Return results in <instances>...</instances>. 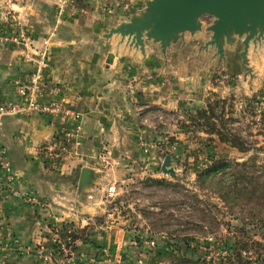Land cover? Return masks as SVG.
I'll return each instance as SVG.
<instances>
[{"label":"crops","instance_id":"1","mask_svg":"<svg viewBox=\"0 0 264 264\" xmlns=\"http://www.w3.org/2000/svg\"><path fill=\"white\" fill-rule=\"evenodd\" d=\"M147 1L137 0L131 16L140 14ZM57 3L17 0L14 9L18 14L7 23L0 0V36L14 32L10 26L18 20L31 40L28 48L0 44V101H17V88L35 70L26 56L35 58L43 41L51 38L44 70L47 90L59 91L67 108L82 116L80 121L70 120L66 125L39 115L10 116L0 121V145L7 149L17 175L14 184L3 185L0 190L5 217L0 228V256L5 264H41V249L48 246L55 227L62 223L67 231L86 228L91 232L90 243L80 244L76 256L66 264H105L98 256L104 249L119 255L134 239L131 233L118 227L93 229L91 212H108L102 197L106 186L123 177L124 182L135 178L166 182L161 175L165 152L174 153L180 145L178 139L191 133L200 135L192 132L195 128L187 114L193 113L192 95L199 92L197 78L201 72L188 64H173L175 54L187 49L194 36L186 34L184 42L166 53L159 45L147 43L142 53L120 36L107 38L112 27L96 16L92 7L87 8L86 15L59 18L54 14ZM212 51L216 55V50ZM110 54L114 60L108 67ZM248 61L251 72L243 75L246 87L249 83L262 85L264 42L250 45ZM251 89L247 88L246 95ZM78 127L84 139L60 152L62 131ZM102 155L110 161L103 174ZM173 166L176 171L174 160ZM85 167L99 175L80 197L75 176ZM89 195L92 202L87 199Z\"/></svg>","mask_w":264,"mask_h":264},{"label":"rangeland","instance_id":"2","mask_svg":"<svg viewBox=\"0 0 264 264\" xmlns=\"http://www.w3.org/2000/svg\"><path fill=\"white\" fill-rule=\"evenodd\" d=\"M8 1L3 0L1 6L6 21L10 20L8 11L12 10L13 15L18 14L10 8L15 7L17 0L11 4ZM56 1V17L77 18L78 15H86L87 8L92 7L96 16H101L102 21L113 28L129 21L137 0ZM213 20L205 16L202 19L204 28ZM193 38L187 49L175 54L173 61L175 65L188 64L192 70L201 72L200 78H197L199 92L192 95L195 103L190 111L206 109L209 103H219L220 109L216 114L223 119L220 121L216 118L212 122L217 125V130L235 140V146L216 135H207L206 128L193 129L192 132L198 131L200 135L191 133L182 140L178 139L179 147L174 153L171 152L178 171L177 179L161 174L166 178L161 185L151 180L140 182L136 178L124 182V177L110 182L107 190L111 184H115L118 195L108 198L107 190L104 191L102 197L108 212H91L94 214L93 229L106 231L109 227L124 228L134 239L119 255L109 249L99 252L98 256L105 260V264H182L184 260L179 257L180 254L173 255L176 246H182L187 259L200 260L204 264H264V82L260 86L249 83L246 87L243 78L246 70L242 67L240 54L243 51L241 40L234 46H226L225 58L220 59L214 55L212 48L205 49L210 34L201 32ZM250 86L253 90L246 95ZM196 104L198 108L194 109ZM191 114H187V117ZM201 123L203 125V121ZM210 138L215 139L211 145L216 147L220 156H227L238 163L251 160L253 164L249 173L259 178L256 180L260 186L259 193L241 196L232 206H227L207 186H196L197 177L190 165L195 162L194 156L197 154V166L205 167L206 158L199 153L203 145L199 142L202 140L206 143ZM186 143L189 144L188 148L184 146ZM211 153L214 151L211 150ZM101 167L100 173L103 174L108 168ZM75 179L78 182V177L75 176ZM55 228L66 231L64 234L61 232L64 237H68V232L77 236L80 230L85 229L67 231L65 223ZM100 231L97 233L101 234ZM166 239H172L171 244ZM147 242H154V247L147 246ZM80 244L84 243L72 239L71 243H67V252L59 255L60 251L55 253L54 245L48 243L39 254L41 264H44L42 256L48 252L59 259H70L56 264L71 262Z\"/></svg>","mask_w":264,"mask_h":264},{"label":"water","instance_id":"3","mask_svg":"<svg viewBox=\"0 0 264 264\" xmlns=\"http://www.w3.org/2000/svg\"><path fill=\"white\" fill-rule=\"evenodd\" d=\"M205 16L214 19L207 28L202 22ZM201 32L210 34L205 49H215L220 59L225 58L226 46H234L241 40L242 67L250 73V45L264 42V0H149L140 14L111 28L106 37L120 36L142 53L147 43L159 45L166 53L184 42L186 34L195 36ZM113 60L114 55L110 54L106 62L108 67ZM161 172L164 176H176L173 154L165 156ZM98 175L92 168L80 170L77 182L80 197L94 185Z\"/></svg>","mask_w":264,"mask_h":264},{"label":"built area","instance_id":"4","mask_svg":"<svg viewBox=\"0 0 264 264\" xmlns=\"http://www.w3.org/2000/svg\"><path fill=\"white\" fill-rule=\"evenodd\" d=\"M14 0H9L8 4H11ZM11 9L12 6H10ZM12 11V10H11ZM8 11V19L14 20V15ZM13 15V16H12ZM14 32L6 33L0 36V44L3 46H12V45H21L26 48L31 46V40L26 36V33L21 28V23L18 20L12 22V26ZM51 50V38L45 39L42 43V47L37 50L36 54H34L35 58H31L26 56V60L31 63L35 70L28 77L26 81L21 83L17 88V101L13 102H1L0 101V121L4 117L10 116H48L52 119V122L55 124L66 125L68 121L75 120L80 121L82 116L79 114L72 113L66 106L64 98H59V91L47 90V79L44 74V70L47 67V62L50 56ZM64 143L60 145L58 150L60 152H66L68 147L72 144H77L79 140L84 139L82 134L81 127L76 128L75 130H69L65 128L63 131ZM101 163L103 167H108L110 165L108 158L105 155H102ZM0 190L3 185H11L16 182L17 175L13 170L12 163L10 161V157L8 151L5 147L0 145ZM118 194H116V186L115 184H111L107 190L108 198H115ZM88 201H93V196L89 195L87 197ZM4 202L0 198V228L5 223L4 217ZM62 230L56 229L54 235L50 243L54 246L58 247L60 252H67V243H71V237H64L61 234ZM63 233V232H62ZM72 233V232H69ZM64 234V233H63ZM61 236V237H60ZM147 246L154 247V242H147ZM42 248L41 250H44ZM46 253V255L42 256L44 264H56V263H64V261H69L70 259H59L58 256L55 257L53 254ZM57 253V252H55ZM60 255V253H59ZM63 260V261H62ZM5 259L0 256V264H5Z\"/></svg>","mask_w":264,"mask_h":264},{"label":"trees","instance_id":"5","mask_svg":"<svg viewBox=\"0 0 264 264\" xmlns=\"http://www.w3.org/2000/svg\"><path fill=\"white\" fill-rule=\"evenodd\" d=\"M218 109H220V104L216 102L213 104L209 103L206 109L196 110L189 117L191 127H194L195 131L198 129L206 128L207 132L205 133L207 135L211 137H214V135H216L222 141L228 142L232 146H235V140L233 141V138L230 139L231 136L228 137L229 134H223L222 132L217 130V125L215 124V122H212V120L216 118L220 121H222L223 119V117L218 116L216 114ZM201 121H203V125ZM171 142L177 143L175 140H172ZM199 143L203 145V150L199 151V153L203 154V156L206 158V163L204 164V168L198 167L197 164H199V156L195 154V162L193 163V165L191 164L190 166H192V170L194 171L197 177L195 183L196 186H207L210 190L216 192L217 197L227 206H232L233 203H235V201L238 200V198L241 196H245L246 194L255 195L256 193H259L260 190H258L259 185L257 182L259 178L257 179L254 175H250L249 173L251 167L250 165L252 163L251 160L238 163L237 161L229 159L227 156H220L216 151V147L213 148L211 145V143H215L214 138H210V140H207L206 143L200 140ZM211 150H213L214 153H211ZM167 154L172 153L165 152V156ZM175 177L176 176H174V178ZM152 181L157 185H161L162 183L164 184V182L160 180ZM62 232L65 233L66 231ZM88 232L89 229L85 228L83 230H80V235L77 234L76 236L75 234L68 232L66 236L71 237L74 241L79 239L82 243L87 244L90 243V235ZM246 234H248V231L246 232ZM171 241L172 239H166V242L170 244ZM176 247L177 248L173 251V255L175 257V255L179 253V257L184 260V263L182 264H204L200 260L187 259L184 256L185 254L182 246L179 248L178 246ZM52 248L55 249L56 252H58L57 246H52ZM59 253L61 254V252ZM239 257L240 255H238V259H240ZM175 259H177V257ZM239 261L241 262V260Z\"/></svg>","mask_w":264,"mask_h":264}]
</instances>
